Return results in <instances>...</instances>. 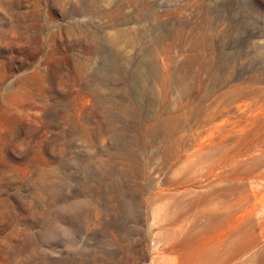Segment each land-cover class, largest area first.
<instances>
[{"label": "rangeland", "instance_id": "rangeland-1", "mask_svg": "<svg viewBox=\"0 0 264 264\" xmlns=\"http://www.w3.org/2000/svg\"><path fill=\"white\" fill-rule=\"evenodd\" d=\"M0 264H264V0H0Z\"/></svg>", "mask_w": 264, "mask_h": 264}, {"label": "bare ground", "instance_id": "bare-ground-1", "mask_svg": "<svg viewBox=\"0 0 264 264\" xmlns=\"http://www.w3.org/2000/svg\"><path fill=\"white\" fill-rule=\"evenodd\" d=\"M81 212L76 211L75 213L71 212V207H69L68 222L75 223L78 221Z\"/></svg>", "mask_w": 264, "mask_h": 264}]
</instances>
